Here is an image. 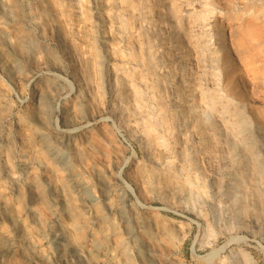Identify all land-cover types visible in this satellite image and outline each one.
I'll return each mask as SVG.
<instances>
[{"label":"rangeland","instance_id":"1","mask_svg":"<svg viewBox=\"0 0 264 264\" xmlns=\"http://www.w3.org/2000/svg\"><path fill=\"white\" fill-rule=\"evenodd\" d=\"M261 1L264 0H259L258 4L264 7ZM52 5L51 0H0V264H241V260H245L243 264H264L263 200L259 204L261 207L258 205L253 213L240 210L235 201L231 203L240 190L232 187L233 183L224 177L226 157L237 154L231 164L240 157L248 163V153L256 145L250 141L247 144L246 140L241 144L234 142L236 145L233 143L229 147L230 153L225 154L222 165L214 161L208 164L207 158L198 157L197 162H202L197 163L198 166H202L206 175L208 173V197L211 198H198L192 189L176 196L167 193L159 196L143 179L173 159L176 166L165 173L176 174L179 165L176 161L180 159L175 155L177 135L189 147L196 144L194 136L190 137L191 142H186L185 134H180L185 132L180 120L178 130L172 131L169 125L173 122L169 109L184 108L187 104L183 105L180 99L168 100L166 95L160 97V103V95L153 96L159 105L155 106L160 108H155L156 116L164 113L171 116L170 120L172 118L169 122L166 117L168 123L160 128L167 145L170 144L165 159H161L163 149L156 145L152 136L145 138L133 131V119L127 126L122 125L118 113L113 112L114 92L108 83L109 69L119 60L111 54L102 55L106 59L103 69V79H106L100 102L98 89L95 91L94 87L96 83H92L93 77L85 72L91 54L74 50V47L86 46L81 38L84 25L74 24ZM260 11H263L260 17L264 16V8ZM258 21L259 25L264 23V17ZM127 40L131 39L126 38L128 45L131 42ZM66 47L72 50L69 54L64 53ZM256 52L248 57L252 64L253 60L262 58V63L255 61L256 67L253 66L260 68L257 71H262L264 78V54ZM132 57L125 67L132 65L140 70L143 54ZM65 113L67 116L63 118ZM58 131L71 133L68 143L60 142L56 135ZM247 131L250 129L244 134ZM136 133H139L138 137ZM156 156L160 157L161 163ZM52 158L61 159L64 165H58ZM211 164L213 167L207 169ZM181 180L182 175L177 174L176 182ZM218 180H222V185L215 183L216 186H212ZM99 183L108 185L113 191L109 201L100 197ZM261 184L264 185L262 179L258 187ZM263 189L264 186L261 189L264 192ZM225 191L226 196H223ZM195 197L200 201L195 202ZM190 204L195 206L194 209ZM258 212H261L260 216ZM123 214H127V223L122 222ZM141 221H145L147 227ZM14 222L22 228L24 237L27 236L25 241H20L21 233ZM139 225L148 230L138 228ZM3 240L5 243L1 244ZM141 246L145 250L139 253ZM79 252L83 259L77 257Z\"/></svg>","mask_w":264,"mask_h":264},{"label":"bare ground","instance_id":"2","mask_svg":"<svg viewBox=\"0 0 264 264\" xmlns=\"http://www.w3.org/2000/svg\"><path fill=\"white\" fill-rule=\"evenodd\" d=\"M51 1L56 9H60L63 15L68 19L70 18L74 24L84 25L85 31L81 32V30H79L78 32H81V38L84 39L86 46L83 48L81 47L80 49H76L79 47H74V50H81L83 54H91V60L90 62H87L85 72L90 73L93 77L94 80L92 83L94 81L96 83L94 84V87L95 91L98 89L97 99L100 102L102 101L103 96L104 79H106H103V69L106 59H104V56L102 57V55L111 54V56L113 55V57H115V60L116 58L119 60V63H116V61L114 62L113 68H108L111 73L108 83L114 92V100L112 103L114 104V111H112L118 113L122 125L127 126L130 121L133 122V119L135 124L133 125L132 130L138 131L145 138H150L152 136L157 142L156 145L163 149L162 151L164 152L159 150L163 153L160 155L161 159L162 157L165 159L164 155L167 154L166 152L169 150L168 146L170 145H167V139L165 140L163 134L160 133V128L163 127L165 123H168L166 117L168 118L170 115L173 117V122L169 124L172 126L170 127L172 128V131H174V129L178 130L180 123L183 124L182 127L185 129V132H180V134H185L184 137L186 138V142H191L192 138L190 137L194 136V138H197L194 147H189V145L185 142L184 144L182 139H180L182 137L177 135L178 138H176L175 142L177 144L175 155L180 159L176 161L179 163V165L177 164L176 174L174 171V175L165 173L168 169H173L172 167L176 166L173 164V159V161H169V163L167 162L166 165L164 164L165 167H162L161 170H153L152 174L146 175L147 178L145 176L143 179L138 175V177L140 176L150 189H155L159 196L167 194L176 196L178 194H183L184 192L187 193L188 191L186 192V190H190L191 192L192 189L193 192L197 194L198 198H207L209 196V181L208 177H206L208 173L206 175L204 170L201 169L202 166L201 168L199 167L200 165L198 166L199 163L202 164V162H197L198 157L204 156L207 158L209 161L206 160V163L208 162V164H210V161L221 163L225 159L224 157H226L225 154L228 152L229 147L233 146L234 142L241 144L246 140V143L250 141L251 144L256 145L251 147L252 151L251 153H248V155H250L248 158L249 162H246L247 164L241 157L231 164L232 160L237 157V154H234L230 158L226 157L225 159L227 161V168L225 169L224 177L228 178L227 180H229V183H233L232 185L230 184L232 187L237 191L240 190L238 195H235L234 198L232 197L233 202L231 203H234L235 201V204L237 207L239 206L238 208L240 210L246 212L251 211L252 213L253 211H256L258 205L262 203V200V204H264V192L261 190L264 185L261 184V189L258 187V182L260 181L261 183V179L264 181V109L262 108L264 106V78L261 76L262 71H257L260 68H255V61H260V63H262V58L261 60H253V64L251 62L252 60L249 59V57L255 55L253 51H257L256 53L259 55L260 53L264 54V26H261V24L264 23H261L260 25L258 24V20H261V18L264 17L263 14L262 17H260L263 12L260 11V9H263L264 7L258 4L259 0ZM262 3H264V1ZM258 5H260V7L257 8ZM52 11L54 12L55 9H52ZM126 38L131 39V41L127 40L128 42H131L128 44L129 46L126 44ZM71 51L72 50L68 47L64 49V53L66 54H69ZM139 53L140 55L143 54L142 66L140 65L141 69L137 70L132 65L125 67L128 62H130L129 60L132 55ZM5 63L7 62L5 61ZM260 67L263 66L261 65ZM263 68L261 69L263 70ZM154 95H160L158 100L160 103V97L166 95V97L169 98L168 100H172L173 98L180 99L183 102V105L184 103L187 105L184 108L181 106L171 107V109H169V112L171 111L169 116L164 115L163 112V114L160 115L157 113L156 116L155 108H160L155 106L156 104L158 105V102L154 101ZM66 116L67 113L62 117L65 118ZM170 117L168 120L169 122L172 120V118L170 120ZM179 120L180 123L178 124ZM168 126L166 125V127ZM247 129H250V132L247 131L246 134H244ZM163 130L164 129H162V131ZM139 133H136L135 136ZM56 135L57 137L59 136L58 138L61 143H68L67 141L70 140L71 133L67 131H58ZM170 135H172V133ZM55 139L56 138H54V140ZM140 139L143 141V138ZM256 147L259 149L258 151ZM234 148L236 149V147ZM239 149H241V147ZM233 150L234 149L232 148V151ZM160 157L157 158L156 156V158L159 159V162L161 160ZM52 160L57 162L58 165H64V161L61 159L56 160V158H52ZM238 161L239 163H237ZM209 167H213V165L206 168L210 169ZM219 168H221V166ZM201 170H203V174ZM177 174L182 175L181 182H176ZM12 176L14 177V175ZM221 181H215L212 186L215 185V183L217 186L222 185ZM98 187L100 197L104 201H109L111 199V194L113 196V191L104 183H99ZM148 187L146 188L149 189ZM228 187L230 188L229 185ZM220 190L222 189L220 188ZM210 192H212V190ZM226 192L227 191L222 193L223 196H226ZM219 193L218 190L216 194L218 195ZM188 195L190 194H187L186 197H188ZM217 197L221 198V196ZM188 198L190 200L191 197ZM198 198L195 197V202ZM170 199L173 198L170 197ZM190 201H192V199ZM202 202L203 201H201V203ZM201 203L200 208L202 209ZM192 204H190V207H192ZM195 205L198 204L195 203ZM202 205L204 206L205 203ZM261 205L259 206L261 207ZM232 206L230 207L232 208ZM194 207L195 206L193 205L192 208L194 209ZM213 209H217V207H214ZM258 213V216H260L261 212ZM198 214L200 215V211ZM126 215L122 218V222L127 223V219L125 218ZM237 216L239 215H236V217ZM12 223L13 222H11V224ZM14 223V226L21 233V235H19L20 241H25V237L27 236L24 237L22 228L19 227L16 222ZM143 227L144 225H139L138 228ZM23 231L26 230L23 228ZM141 231L143 230H140V232ZM3 241L1 244L5 243V241ZM8 241H10V238ZM96 249L97 248L94 247V251H97ZM144 250L145 249L141 246L138 252L140 251L142 253ZM77 257L83 259L81 253ZM232 257L233 256H231V258ZM30 258L32 259L33 257L31 256ZM223 259L225 260V258H222V260ZM243 261L241 260V264H243ZM110 262L112 263V261Z\"/></svg>","mask_w":264,"mask_h":264}]
</instances>
